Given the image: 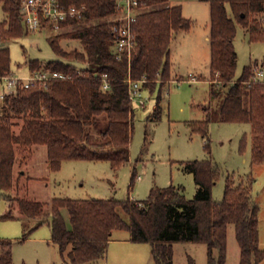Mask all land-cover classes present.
I'll return each instance as SVG.
<instances>
[{
	"label": "trees",
	"instance_id": "16d2710c",
	"mask_svg": "<svg viewBox=\"0 0 264 264\" xmlns=\"http://www.w3.org/2000/svg\"><path fill=\"white\" fill-rule=\"evenodd\" d=\"M63 1L84 6L81 18L73 17L62 24L81 25L70 33L80 41L81 48L64 50L59 44L60 37L55 35L49 41L64 59L42 62L32 58L26 63L31 71L41 68L60 71L67 78L19 88L0 104V191L8 203L4 216L35 219V227L25 237L49 223L62 264H99L106 258L117 228L129 230L135 242L150 243L156 264H173V245L178 241L204 242L208 264H225L231 224L240 245V264H260L264 249L260 246L259 208L252 199L255 178L250 174L248 183L239 184L228 178L223 197L214 199L212 190L220 170L209 158L184 162L198 185L193 198H188L184 189L174 184L154 187L144 200L54 197L49 203L29 195L30 177L21 165L27 164L39 147H46L48 170L52 171L58 170L66 159L108 160L113 167L130 160L135 107L127 78L145 77L143 86L162 89L171 80L173 33L191 27L182 4L146 0L149 7L133 25L136 45L129 62L127 57L118 59L113 51L112 22L101 21L116 13V0ZM206 1L210 3L214 103L204 106L203 119L192 120L190 124L210 140L213 119L251 123L252 163L263 162L264 79H252L258 62L245 66L236 77L238 53L234 41L238 24L249 32L251 40L264 39V0ZM22 3L23 0H0L6 14L0 22V39L6 41L26 33ZM12 72L10 49L4 46L0 48V75ZM105 74L110 78L107 89L102 86ZM161 98L160 91L158 102ZM160 116L158 105L152 118ZM206 147L209 148V142ZM135 177L134 172L131 185ZM121 209L128 213V220ZM11 254L12 242L0 239V264H13ZM190 264H195L192 258Z\"/></svg>",
	"mask_w": 264,
	"mask_h": 264
},
{
	"label": "rangeland",
	"instance_id": "374dc122",
	"mask_svg": "<svg viewBox=\"0 0 264 264\" xmlns=\"http://www.w3.org/2000/svg\"><path fill=\"white\" fill-rule=\"evenodd\" d=\"M167 3L182 4L183 14L191 20V27L180 29L175 35L173 33L170 44L171 80L162 89L158 86L151 90L142 85L144 103L134 101L130 160L113 167L108 160L66 159L58 170L52 171L48 170L46 147H39L29 162L21 165L30 177L29 195L49 203L54 197L144 200L154 187L174 184L181 186L188 198H193L198 185L193 173L185 169L184 162L209 158L220 170V177L212 190L214 199L223 197L228 178H233L239 184L242 181L248 183L250 174L254 176L252 199L259 208L260 246L264 249V161L252 163L251 123L213 119L209 127L210 140L190 124L192 120L203 119L206 115L204 106L214 103L211 97V43L208 38L210 5L205 0H168ZM5 18L0 4V22ZM110 19L107 17L101 21ZM80 27L79 24H70L59 30L27 28L22 36L6 41L0 39V48L9 47L13 73L27 77L31 73L26 63L29 59L42 62L64 59L55 52L49 37L58 35L60 46L69 52L81 48L80 41L70 36ZM234 42L238 53L236 77L252 62H258L264 71V39L251 40L249 32L238 24ZM3 88L0 83V93ZM160 91L162 98L158 102ZM2 101L0 97V104ZM158 105L161 116L153 119V112ZM207 142L209 148L206 147ZM134 172L136 177L131 185ZM7 209V200L0 191V239L12 242L13 264L63 263L60 250L52 240L49 223L40 225L25 237V233L35 227L36 220L5 217ZM121 211L128 220V213L123 209ZM127 232L126 229L114 230L110 245L113 249L108 253L109 262L156 264L150 243H120L122 245L118 247L121 242L118 237ZM173 249V264H190L191 258L195 264H208V248L204 242L178 241L174 243ZM240 255L236 229L231 224L228 227L225 264H240ZM99 264L105 263L101 261ZM260 264H264V259Z\"/></svg>",
	"mask_w": 264,
	"mask_h": 264
},
{
	"label": "built area",
	"instance_id": "2783aa9c",
	"mask_svg": "<svg viewBox=\"0 0 264 264\" xmlns=\"http://www.w3.org/2000/svg\"><path fill=\"white\" fill-rule=\"evenodd\" d=\"M116 7V13L110 19L115 35L113 51L118 59L127 57L130 62L136 45L133 30L134 22L138 15L149 6L146 4V0H116ZM83 8L84 6L67 4L63 0H23L21 12L29 29L51 28L59 30L63 27L62 24L70 18H81ZM262 20L264 22V17ZM58 78H67V74L41 68L31 71L27 77L16 76L13 72L0 75V83L4 87L0 97L4 99L7 95L17 93L19 88H28L35 83L46 85L49 80ZM252 79L254 81L264 79V71L259 64L254 65ZM102 81L104 89L110 87V78L107 74L103 75ZM127 81L133 100H140L143 104L145 98L142 94V85L146 78L133 79L129 75Z\"/></svg>",
	"mask_w": 264,
	"mask_h": 264
},
{
	"label": "crops",
	"instance_id": "0c3cea01",
	"mask_svg": "<svg viewBox=\"0 0 264 264\" xmlns=\"http://www.w3.org/2000/svg\"><path fill=\"white\" fill-rule=\"evenodd\" d=\"M206 1V0H205ZM208 2V1H207ZM209 3V2H208ZM209 5H210V3H209ZM176 34V32L174 33V35ZM208 38L210 39V34L208 35ZM119 229V228H118ZM127 230V229H126ZM128 232L126 233V234H124V235H122V237H118V240H121V242H119V246L118 247H120L122 244H133L135 241H133L132 240V235H131V232L129 231V230H127ZM113 233H114V231H113ZM112 236H113V234H112ZM111 236V240L113 239V237ZM111 240H110V242H109V247H108V251H107V255H106V258H105V260H103L102 261V263H105V264H111L110 262H109V260H108V253L110 254V249H113V247L111 246L110 247V245L112 244V242H111ZM123 241H125V242H123ZM120 243H122V244H120ZM135 243H140V242H135ZM112 251V250H111Z\"/></svg>",
	"mask_w": 264,
	"mask_h": 264
}]
</instances>
